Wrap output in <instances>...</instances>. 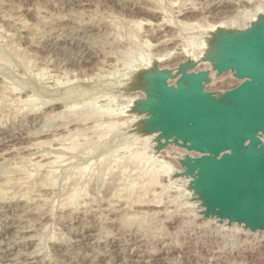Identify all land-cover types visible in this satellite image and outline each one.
<instances>
[{
	"label": "rangeland",
	"instance_id": "1",
	"mask_svg": "<svg viewBox=\"0 0 264 264\" xmlns=\"http://www.w3.org/2000/svg\"><path fill=\"white\" fill-rule=\"evenodd\" d=\"M260 5L264 8V0H0V59H3L0 60V264H264V233L248 232L242 229L243 225L228 224L217 217L211 218L214 225L204 224L209 220L198 219L189 205L198 199L191 198L182 181L173 180L178 178L176 175L170 178L158 167L161 174L156 180L149 166L140 164L141 161L132 162V155L144 148L143 144L146 146L145 138L149 137L143 133L141 122L125 126L121 117H109L106 111L115 110L117 103L121 104L120 100L130 93L142 91L138 78L143 67L140 55L146 54L155 62L159 54L175 47L180 49L190 41L201 44L202 49L204 44L212 43L217 33L211 27L225 23L223 29L227 31L245 28L249 15L255 14ZM164 15L174 21L191 19L186 21L190 27L166 29L174 34L175 44L147 49L144 40L156 46L166 31L151 27L153 32L146 26L138 29L133 24L149 20L158 25ZM135 34L137 38L133 37ZM175 56L174 61L182 60ZM232 82L226 80L208 90L219 94V90L233 85ZM31 95L38 104L33 107L19 104V97ZM71 105L75 106L74 111H79L77 116L72 113L75 119L70 114L68 118L46 120V112H61L65 108L70 111ZM100 106L104 107L99 111ZM112 122L117 129L111 126V131L107 126ZM103 130L107 131L103 133ZM71 135L76 136L75 141L68 137ZM38 139L47 145H36ZM72 142L79 144L76 150L79 153L71 151ZM57 146H62V150H54ZM44 154L51 160L58 156L59 161L44 168L35 164ZM175 155L163 159L174 163L170 158ZM136 162L140 166L136 167ZM174 164L170 166L173 168ZM50 170L53 182L48 183L49 179L43 180V176L47 177ZM147 175H152L150 179L154 183L149 182ZM143 181L155 187H147L148 182ZM136 182L139 184L134 187ZM71 184L78 185L80 188L77 186L79 189L75 190L81 191L75 194ZM112 190L115 194L119 191L118 195ZM73 193L75 204L74 200L73 203L67 200ZM128 195L130 203L128 199L124 201ZM151 199H155L154 203ZM219 223H225V228Z\"/></svg>",
	"mask_w": 264,
	"mask_h": 264
},
{
	"label": "water",
	"instance_id": "2",
	"mask_svg": "<svg viewBox=\"0 0 264 264\" xmlns=\"http://www.w3.org/2000/svg\"><path fill=\"white\" fill-rule=\"evenodd\" d=\"M210 61L219 76L232 72L240 84L212 93L206 71L183 67L172 85L154 67L138 77L147 98L135 110L149 115L143 133L159 134L157 150L171 144L198 155L186 156L176 176L193 178L189 188L205 219L264 233V19L246 32L217 35Z\"/></svg>",
	"mask_w": 264,
	"mask_h": 264
},
{
	"label": "bare ground",
	"instance_id": "3",
	"mask_svg": "<svg viewBox=\"0 0 264 264\" xmlns=\"http://www.w3.org/2000/svg\"><path fill=\"white\" fill-rule=\"evenodd\" d=\"M259 5V4H258ZM160 7V6H159ZM152 9V8H151ZM256 12H255V14H252V15H249V24L247 25V27H245V28H238V30H239V32L241 31V32H246V31H248V30H250L252 27H254V26H256L257 24H258V22L260 21V19H264V8H263V6H258V7H256ZM151 11V10H150ZM155 11V10H154ZM160 11V10H159ZM194 11V10H193ZM246 11V10H245ZM153 12V11H152ZM158 12V11H157ZM161 12V11H160ZM195 12V11H194ZM165 13V12H164ZM163 13V14H164ZM180 14H181V12H179ZM189 13H192V12H187L186 14H189ZM245 14H246V12H244ZM249 13V12H248ZM161 14V13H160ZM155 15V14H154ZM248 15V14H247ZM246 15V16H247ZM248 17V16H247ZM160 22H159V24L158 25H156V24H154V23H152L151 21H149V20H145V21H137V22H134V26L133 27H136V28H138V29H140L141 27H143V26H146V27H149V28H151V27H157V29H158V31H163V32H165L166 31V29H174L175 27H177V26H179V27H182V28H189L190 27V25L186 22V21H190V20H183V21H181V20H173V18L171 17V19L170 18H168L166 15H164L163 17H161L160 18ZM71 21V20H70ZM225 24V23H224ZM223 23H218L217 25H215V26H213V27H211L210 25H209V27H211L213 30H216V34H214L213 35V40H212V43H210V44H204V46H203V48L201 49L200 48V46H201V44H199V43H193V42H191L190 41V44L189 43H187V44H189V45H183V44H181V45H183V47H181L180 49H176V47L173 49V50H171V51H166V52H164V53H161V54H159V58L157 59L156 58V61L154 62V60L153 61H151L150 60V58L151 57H148L145 53V56L144 55H140V57H141V63L143 64V67H142V71H146V72H152V71H154V67H156V68H159L161 71H166V72H168L171 76V78H170V84H172V85H175V83H177L178 82V80H179V78H180V74H181V69L183 68V67H189V69H190V71H192V72H198V71H206V72H208L209 73V79H210V84L207 86V90L208 89H210V87H214V86H216V85H218V84H220V83H222L223 81H226V80H231V81H233L232 83H234L233 85H230V86H228L227 87V85L224 87V89L223 90H219L220 88H218V90H219V93H224L225 91H228V90H231V89H233V88H235V87H237L239 84H240V80H238V79H236L235 78V76H234V73H232V72H227V73H224L223 75H218V72H217V70H215V68H214V64L210 61V59L214 56V53H215V45H216V37H217V35H219L221 32H224V31H227L226 29L224 30L223 28H225ZM115 26V25H114ZM187 28V29H188ZM156 29V28H155ZM186 29V30H187ZM210 29V28H209ZM151 30L153 31L154 29H152L151 28ZM211 30V29H210ZM138 31H140V30H138ZM150 31V29L148 30V32ZM154 32V31H153ZM136 33V32H135ZM133 35V34H132ZM131 35V36H132ZM166 35V36H165ZM165 35H164V38H163V40H160L159 39V42H158V44L156 45V46H153V45H151L150 44V42L148 41V40H144L143 42H144V46L147 48V49H149V48H154V47H162V46H168V45H171V44H175V42H176V38H175V36H174V34L172 35V34H170V32H165ZM133 37H135V38H137V35L135 34ZM132 40H134V39H132ZM192 43V44H191ZM179 45V44H178ZM181 45H179V46H181ZM176 46V45H175ZM179 46H177V47H179ZM199 48V49H198ZM179 50V52H176V51H178ZM150 54H151V52H149ZM149 53H148V55H149ZM152 55V54H151ZM150 55V56H151ZM155 55V54H154ZM154 55H153V57H154ZM175 55H178V58L179 57H182V60L181 61H179L180 60V58H179V62L178 61H174V59L177 57V56H175ZM1 58V57H0ZM18 59V58H17ZM177 59V58H176ZM1 61H3V59H0ZM6 61L8 60V58L7 59H5ZM5 62V61H4ZM3 62V63H4ZM133 62V61H132ZM172 62H178L177 64H171ZM119 63V62H118ZM6 64V63H5ZM10 64V63H9ZM158 64H159V66H158ZM154 65H157V66H154ZM29 69V68H28ZM101 70V69H100ZM27 71V70H26ZM104 71V70H103ZM106 72V71H105ZM45 73V72H44ZM68 74V73H67ZM131 74V73H130ZM136 74V73H135ZM17 75V74H16ZM44 75V74H43ZM42 75V76H43ZM109 75V74H108ZM18 76V75H17ZM75 76V75H74ZM55 80V79H54ZM6 82V81H5ZM73 82V81H72ZM7 83V82H6ZM70 83V82H69ZM9 84V83H8ZM16 84H18V83H16ZM67 84V83H66ZM14 86V85H13ZM221 86V88H222V85H220ZM4 87H6V86H4ZM8 87V86H7ZM18 87V86H17ZM45 87V86H44ZM47 87V86H46ZM49 87V86H48ZM59 87V86H58ZM16 88V87H15ZM214 88H216V87H214ZM8 89H9V87H8ZM8 89L6 88V89H4V90H6V91H8ZM55 89V88H54ZM3 90V91H4ZM25 90V89H24ZM217 90V91H218ZM208 91H210V90H208ZM212 91H214V90H211V92ZM19 92V91H18ZM21 92V91H20ZM3 93V92H2ZM69 93V92H68ZM212 93H216V91L215 92H212ZM6 94V93H5ZM2 95H4V94H2ZM9 95H10V93H9ZM13 96V95H12ZM35 96V95H34ZM38 96V95H37ZM125 96V95H124ZM8 97V96H7ZM11 97V96H10ZM23 97V98H22ZM22 97H19V104H23V105H25V106H32L33 107V105L35 104V103H37L38 104V102H36V99H33V96L31 95V96H22ZM25 97V98H24ZM4 98V97H3ZM68 98V97H67ZM147 98V93H146V91H137V92H133V93H130L129 95H127V96H125V97H123L121 100H120V102H121V104L120 103H117L116 105H117V108L115 109V110H110L109 108L107 109V108H104V109H107L106 111H107V114L109 115V117L110 116H119V117H121L122 118V121L124 120V122H123V124L122 125H125V126H127V125H138L140 122H142L143 120H145V119H147L148 117H149V115L148 114H146V113H144V114H140L137 110H135V108H136V106L137 105H139V103H141L142 101H144L145 99ZM2 99V98H1ZM5 99V98H4ZM16 100V99H15ZM14 100V101H15ZM69 100V99H68ZM105 100V99H104ZM104 100L102 101V102H104ZM117 100V99H116ZM39 101V100H38ZM43 101V100H42ZM57 101V100H56ZM115 101V100H114ZM84 102V101H83ZM83 102H80V104L82 103L83 104ZM101 102V101H100ZM117 102V101H116ZM115 102V103H116ZM16 103V102H15ZM17 103H18V101H17ZM47 103H49V102H47ZM46 103V104H47ZM52 103V102H51ZM84 103H86V102H84ZM115 103H113L114 105H115ZM18 104V105H19ZM36 104V105H37ZM41 104V103H40ZM42 104H44L45 105V103H42ZM79 104V103H78ZM79 104V105H80ZM87 104V103H86ZM100 104V103H99ZM103 104V103H102ZM106 104H107V102H106ZM106 104L104 105L105 107H106ZM113 104H111V105H113ZM17 105V104H16ZM53 105H58V104H50V106H53ZM73 105H74V103H73ZM20 106V105H19ZM35 106V105H34ZM72 106V105H71ZM88 106V105H87ZM90 106V105H89ZM99 106V105H98ZM104 106H100V107H96L97 108V110L99 109V111L100 110H103V107ZM32 107H30V108H32ZM47 107V106H46ZM65 107H66V105H65ZM74 107L75 106H72L71 108L69 107L68 109L70 110V111H68L66 108H65V110H63V111H61V112H59V111H57V112H59V113H54V110H51L50 112H46V115H45V117H46V120L48 119H52V118H59L60 116H68V115H70V116H72V113H75V115L77 116V112H79V111H74L73 109H74ZM79 107H81V106H79ZM84 107H86L85 105H84ZM112 107V106H111ZM28 109V110H30L29 112H31V109ZM50 108V107H49ZM77 108V107H76ZM75 108V109H76ZM81 108H83V107H81ZM89 108V107H88ZM88 108H85L86 110L88 109ZM36 109V108H35ZM35 109H33V111L35 110ZM62 109V108H61ZM63 109H64V107H63ZM71 109L74 111H71ZM78 109V108H77ZM80 109V108H79ZM78 109V110H79ZM85 109H83V110H85ZM25 110H26V108H25ZM24 110V111H25ZM27 110V111H28ZM67 110V111H66ZM82 110V109H81ZM81 110H80V112H81ZM88 110H92L91 108H89ZM96 110V109H95ZM96 110V111H97ZM56 111V110H55ZM98 111V112H99ZM105 111V112H106ZM36 112H37V110H36ZM86 112V111H85ZM84 112V113H85ZM27 113V112H26ZM33 113V112H32ZM35 113V112H34ZM82 113V112H81ZM91 113V112H90ZM101 113H102V111H101ZM80 114V113H79ZM94 114V113H93ZM74 115V114H73ZM74 115V116H75ZM85 115V114H84ZM84 115L82 116V117H84ZM91 115V114H90ZM87 115H85V117H86ZM93 116V115H92ZM142 116V118L141 119H139L140 117ZM144 116V117H143ZM65 117V118H66ZM73 117V116H72ZM79 117V116H78ZM81 117V116H80ZM81 117V118H82ZM55 118V119H56ZM63 118V117H62ZM68 118V117H67ZM74 118V117H73ZM121 118H120V120H121ZM124 118V119H123ZM75 119V118H74ZM77 119V118H76ZM83 119V118H82ZM87 119V118H86ZM105 119V118H104ZM39 120V119H38ZM42 120V119H41ZM57 120V119H56ZM64 120V119H63ZM69 120V119H68ZM71 120L73 121V119L71 118ZM80 120V119H79ZM111 120H112V118H111ZM50 121V120H49ZM52 121V120H51ZM76 121V120H75ZM75 121L73 122L74 124H75ZM86 121V120H85ZM105 121V120H104ZM121 121V122H122ZM47 122V121H46ZM65 122V121H64ZM78 122V121H77ZM90 122V121H89ZM106 122V121H105ZM108 122V121H107ZM116 122H117V120H116ZM119 122V121H118ZM118 122H117V124L116 125H118ZM43 124V123H42ZM49 124V123H48ZM67 124H68V122L67 123H65L64 125H66L67 126ZM94 124V123H93ZM97 124H98V122H97ZM104 124H107V123H104ZM111 124V123H110ZM109 123H108V126L107 127H111V128H113L114 126H116L115 124H113V122H112V124L110 125ZM81 125V124H80ZM83 125V124H82ZM33 126V125H32ZM47 126V125H46ZM45 126V127H46ZM84 126V125H83ZM101 126V125H100ZM52 127V126H51ZM94 127H96V126H94ZM104 127H106V126H104ZM106 127V128H107ZM43 128V127H42ZM49 128V127H48ZM86 128V127H85ZM85 128H84V130H85ZM109 128H107V129H109ZM110 128V129H111ZM115 129H117L116 127H114ZM91 129H93V128H91ZM109 129V130H110ZM37 130V129H36ZM89 130H90V128H89ZM77 131H78V129H77ZM90 131H92V130H90ZM105 131H107V130H103V133H105ZM111 131H112V129H111ZM37 132V131H36ZM48 132V131H47ZM55 132V131H54ZM87 132H88V130H87ZM97 132V131H96ZM100 132V131H99ZM98 132V133H99ZM39 133V132H38ZM37 133V134H38ZM72 133V132H71ZM70 133V134H71ZM144 133H146V132H144ZM149 133V134H148ZM150 133L152 134V135H150ZM73 134V133H72ZM80 134V133H79ZM85 134V133H84ZM93 134H95V132L93 133ZM143 134V133H142ZM21 135V134H20ZM42 135V134H41ZM73 135H75V134H73ZM88 135V134H87ZM90 135V134H89ZM95 135H97V134H95ZM144 135V134H143ZM147 135H149V137L148 138H145V140H146V142H144V143H146V146H144V144H143V147L144 148H142L141 150H139V151H135V153L132 155V159L134 160V161H132V162H135V161H141V163L140 164H142V162H143V164L142 165H146V166H149L151 169H149V171L151 172V174L153 175V177L155 178V177H157V175H160L161 174V172L160 171H162L163 173H165L167 176H169L170 178H173V176L174 175H179L180 173H182L183 172V169L180 167V162L186 157V156H190V157H198V155L197 154H195V153H190V152H188L187 150H185V149H182V148H180L179 146H177V145H169L168 147H166V148H164V149H162L161 151H159V150H157V147H158V145L159 144H157V142H158V140H156L158 137H159V134L158 133H152V132H147ZM54 136V135H53ZM59 136V135H58ZM67 135H65V136H63V137H66ZM86 136V135H85ZM93 136V135H92ZM145 136V135H144ZM55 137H57V136H55ZM60 137V136H59ZM59 137H57L58 139H59ZM69 138L70 137H72V135L71 136H68ZM67 137V138H68ZM76 137V136H75ZM75 137H72V139L71 140H73V138L74 139H76ZM79 137V136H78ZM83 137V136H82ZM98 137V136H97ZM102 137V136H101ZM146 137V136H145ZM56 138V139H57ZM67 138L66 139H64V140H67ZM81 138V137H80ZM79 138V139H80ZM89 138V137H88ZM91 138V137H90ZM93 138V137H92ZM91 138V139H92ZM100 138V137H99ZM52 139H55L54 137L52 138ZM55 139V140H56ZM61 139V138H60ZM87 139V138H86ZM90 139V140H91ZM95 139V138H94ZM47 141H48V139H46ZM49 140H51V139H49ZM61 140H63V138L61 139ZM61 140L59 141V142H61ZM70 140V141H71ZM84 140V139H83ZM89 140V139H88ZM97 140V139H96ZM95 140V141H96ZM57 141V140H56ZM73 141H75V140H73ZM85 141V140H84ZM37 142V141H36ZM76 142H78V141H76ZM76 142L75 143H73L72 145L69 143V145H70V149H71V151L72 150H74V151H76V150H78V147H79V144L77 143L76 144ZM89 142V141H88ZM94 142V141H93ZM156 144H155V143ZM50 142H48V144H49ZM51 143H52V141H51ZM57 143V142H56ZM91 143H92V141H91ZM151 143V144H150ZM36 145H47L46 144V142L45 141H40L39 139H38V143H35ZM35 145V146H36ZM52 145H53V143H52ZM51 145V146H52ZM60 145V144H59ZM63 145V144H62ZM87 144H85V146H86ZM92 145V144H91ZM50 146V145H49ZM50 146V147H51ZM80 146H81V143H80ZM83 146V145H82ZM94 146V145H93ZM62 147V146H61ZM61 147H58L57 146V148H54V150H56V151H61L62 150V148ZM65 147V146H64ZM63 147V149H65V148H67V147H65L64 148ZM84 147V146H83ZM32 148H34V147H32ZM52 148V147H51ZM122 148V147H121ZM121 148H120V150H121ZM127 148V147H126ZM69 149V148H68ZM83 149V148H82ZM84 149H87V147L86 148H84ZM132 149V148H131ZM81 150V149H80ZM89 150H90V148H89ZM123 150V149H122ZM13 151H14V149H13ZM65 151V150H64ZM66 151H67V149H66ZM68 151H70V150H68ZM67 151V152H68ZM120 152V151H119ZM125 152V151H124ZM123 152V153H124ZM130 152H132L131 150H130ZM63 153V152H62ZM61 153V154H62ZM75 153V152H74ZM76 153H79V152H77L76 151ZM82 153H84L83 151H82ZM91 153V152H90ZM122 153V154H123ZM127 153V152H126ZM160 153H162V154H160ZM176 154L175 156H173V157H171L170 159H173V161L175 160V164L173 163V162H166L163 158H167V157H170V155H172V154ZM73 154V153H72ZM84 154H86V153H84ZM83 154V155H84ZM89 154V153H88ZM92 154H93V152H92ZM116 154V153H115ZM43 155V154H42ZM59 155V154H58ZM75 155V154H74ZM118 155V154H117ZM120 155V154H119ZM131 155V154H130ZM47 155H45L44 154V156L38 161H36L35 162V164H37V165H40V166H42L43 168L45 167V166H49V165H51V164H53L54 165V163H56L57 161H59L58 159H59V157L57 156V158H55V155H54V160H51V159H47L48 157H46ZM67 156V155H66ZM88 156V155H87ZM121 156V155H120ZM46 157V158H45ZM53 157V156H52ZM70 157V156H69ZM72 157V156H71ZM81 157H83V156H81ZM86 157V156H85ZM84 157V158H85ZM110 157V156H109ZM115 158V157H114ZM25 159V158H24ZM30 159V158H29ZM61 159V158H60ZM104 159V158H103ZM102 159V160H103ZM117 159V158H116ZM118 159H119V157H118ZM121 159V158H120ZM123 159V158H122ZM129 160H130V162H131V157L130 158H128ZM168 159V158H167ZM70 160V159H69ZM73 160H75V158L73 159ZM107 160V159H106ZM91 161H93V160H91ZM91 161H89L90 163H91ZM113 161V160H112ZM122 162H123V160H121ZM128 161V160H127ZM27 162V161H26ZM34 162V161H33ZM66 162V161H65ZM69 162H71V161H69ZM102 162V161H101ZM106 162V161H105ZM113 162H115V161H113ZM112 162V163H113ZM120 161H117V163H119ZM121 162V163H122ZM23 163V162H22ZM116 163V162H115ZM115 163H113V165L115 164ZM121 163H120V166H121ZM169 163H171V164H169ZM26 164V163H25ZM24 164V165H25ZM57 164V163H56ZM61 164V163H60ZM59 164V165H60ZM108 164H109V160H108ZM131 164H133V163H131ZM140 164H137V162L135 163V165H136V167H137V165L138 166H140ZM172 164H174V166H173V168L170 166V165H172ZM23 165V166H24ZM52 165V166H53ZM100 165V164H99ZM112 165V164H111ZM116 165V164H115ZM114 165V166H115ZM130 165V164H129ZM134 165V166H135ZM176 165V166H175ZM30 166V165H29ZM35 166V165H34ZM89 166H91V165H89ZM102 166V165H101ZM110 166V165H109ZM114 166H113V168H114ZM117 166V165H116ZM119 165H118V167H120ZM125 165H123V167H124ZM27 167V166H26ZM35 167H39V166H35ZM54 167V166H53ZM83 167V166H82ZM87 167V166H86ZM99 167V166H98ZM117 167V168H118ZM126 167H127V165H126ZM131 167V166H130ZM145 167V166H144ZM143 167V168H144ZM160 169H159V168ZM175 167V168H174ZM23 168V167H22ZM24 168H25V166H24ZM51 168V167H50ZM146 168V167H145ZM27 169V168H26ZM86 169V168H85ZM88 169H89V167H88ZM95 169V168H94ZM108 169H109V167H108ZM126 169H129V168H126ZM160 171H159V170ZM24 170V169H23ZM22 170V171H23ZM81 170V169H80ZM82 170H83V168H82ZM93 169H91V171H92ZM96 170V169H95ZM110 170V169H109ZM116 170V169H115ZM119 170V169H118ZM122 170V169H121ZM144 169H142V171H143ZM159 171V174H156L158 171ZM19 171H21L20 169H19ZM26 171V170H25ZM52 170H50V172H51ZM90 171V172H91ZM107 171V170H106ZM114 171V170H113ZM122 171H124V170H122ZM121 171V172H122ZM138 171H139V169H138ZM137 171V172H138ZM47 172V171H46ZM77 172H78V170H77ZM80 172V171H79ZM78 172V173H79ZM93 172H94V170H93ZM103 172V171H102ZM108 172V171H107ZM110 172H111V170H110ZM115 173H116V171H114ZM113 172V173H114ZM118 172V171H117ZM125 172V171H124ZM126 172H128L127 170H126ZM129 172H130V170H129ZM75 173V172H74ZM73 173V174H74ZM82 173H83V171H82ZM81 173V174H82ZM86 173H87V171H86ZM109 173V172H108ZM107 173V174H108ZM134 173H136V172H134ZM139 173L141 174L142 172H140L139 171ZM19 174V173H18ZM22 174V173H21ZM20 174V175H21ZM46 174H48V172L46 173ZM84 174V173H83ZM99 174V173H98ZM102 174V173H101ZM100 174V175H101ZM121 174H123V173H121ZM147 174H148V172H147ZM45 175V174H44ZM53 174H52V172L51 173H49L48 174V176L47 177H45V176H43L44 178H43V180L45 179V178H47V179H49V180H47V182L48 181H52L53 182V176H52ZM76 175V174H75ZM80 175V174H79ZM86 175V174H85ZM93 175H94V173H93ZM105 175V174H104ZM113 176H114V174H112ZM126 175V174H125ZM132 175V174H131ZM142 175V174H141ZM146 175V174H145ZM149 175V174H148ZM147 175V176H148ZM152 175H151V177H149L148 179L150 180L149 182H153L154 183V181L152 180L151 181V179L153 178L152 177ZM51 176H52V179H51ZM81 176H83V175H81ZM90 176V175H89ZM115 176H116V174H115ZM127 176V175H126ZM22 177H24V176H22ZM74 177V176H73ZM72 177V178H73ZM92 177V176H91ZM104 177V176H103ZM108 177V176H107ZM106 177V178H107ZM122 177H124L123 175H122ZM139 177V176H138ZM143 176H141L140 178H142ZM159 177V176H158ZM158 177L157 178H155L156 180H158ZM165 177V176H164ZM169 177H166V178H169ZM77 178V177H76ZM88 178V177H87ZM86 178V179H87ZM101 178V177H100ZM99 178V179H100ZM114 178V177H113ZM120 178H121V175H120ZM143 178H146V177H143ZM151 178V179H150ZM14 179V178H13ZM20 178H18V180H19ZM22 180H23V178H21ZM28 179V178H27ZM30 179V178H29ZM78 179V178H77ZM79 179H80V177H79ZM118 179V178H117ZM122 179V178H121ZM126 179H128V178H126ZM82 180H84V179H82ZM81 180V181H82ZM114 180V179H113ZM132 180V179H131ZM137 180V179H136ZM138 180H140V179H138ZM174 181H177V180H179V181H182L183 182V184H184V186L185 187H187L186 188V190L187 191H189V192H191L190 193V196H191V198L192 199H195V198H199V196L198 195H196V194H194V192L189 188V186L191 185V183L193 182V178L192 177H183V178H181V177H178V178H176V179H173ZM46 181V180H45ZM75 181H77L76 179H75ZM87 181V180H86ZM90 181H91V179H90ZM90 181H89V183H90ZM105 181V180H104ZM107 181V180H106ZM111 181V180H110ZM115 181H117V180H115ZM114 181V182H115ZM123 181V180H122ZM126 181V180H125ZM135 181V180H134ZM161 181H162V179H161ZM7 182V181H6ZM18 182V181H17ZM118 182V181H117ZM126 182H128V181H126ZM140 182V181H139ZM141 182H142V180H141ZM144 182V181H143ZM148 182V181H147ZM147 182H144V184L145 183H147ZM148 182V183H149ZM158 182V181H157ZM16 183V182H15ZM45 183V182H44ZM43 183V184H44ZM49 183V182H48ZM73 183V182H72ZM82 183V182H81ZM111 183V182H110ZM116 183V182H115ZM121 183V182H120ZM137 183L138 182H136V185L133 183V185H135L134 187H136L137 186ZM148 183H147V187L148 186H154V185H150L151 183H149V185H148ZM152 183V184H153ZM23 184V183H22ZM21 184V185H22ZM53 184V183H52ZM76 184V183H75ZM80 184V183H79ZM91 184V183H90ZM122 184V183H121ZM139 184V183H138ZM141 184V183H140ZM143 184V185H144ZM163 184V183H162ZM174 184V183H173ZM45 185V184H44ZM72 185V184H71ZM80 185H82V184H80ZM85 186L87 185L86 183L84 184ZM112 185H114V184H112ZM132 185V184H131ZM142 185V184H141ZM72 186H74V185H72ZM78 186V185H77ZM77 186H74V188H72V189H74L75 190V188L77 187ZM157 186V185H156ZM159 186V185H158ZM162 186H164V185H162ZM166 186V185H165ZM79 187V186H78ZM77 187V188H78ZM82 187V186H81ZM87 187V186H86ZM114 187V186H113ZM112 187V188H113ZM132 187V186H131ZM134 187H132L131 189L133 190L134 189ZM140 187V186H139ZM147 187H146V189H147ZM152 187H149V188H151L152 189ZM155 187V186H154ZM1 188V187H0ZM80 188V187H79ZM78 188V189H79ZM122 188V187H121ZM130 188V187H129ZM145 188V187H144ZM78 189H76L75 190V194H77L76 193V191H81V190H78ZM117 189V188H116ZM127 189H128V187H127ZM150 189V190H151ZM5 190V189H4ZM83 191H84V189H82ZM86 190H87V188H86ZM122 190V189H121ZM120 190V191H121ZM126 190V189H125ZM129 190V189H128ZM132 190H131V192H132ZM1 191V190H0ZM3 191V190H2ZM83 191H82V193H83ZM127 191V190H126ZM146 191H148V189L146 190ZM158 191V190H157ZM4 192V191H3ZM71 192V191H70ZM69 192V193H70ZM88 192H89V190H88ZM109 192V191H108ZM116 192H117V190H116ZM119 192V191H118ZM117 192V193H118ZM130 192V191H129ZM136 192V191H135ZM143 192H145V190H143ZM150 192V194H151V191H149ZM149 192H146V193H149ZM6 193V192H5ZM74 193H73V195H71L70 197H69V199L67 198V200L69 201L68 203H73V200L75 199V196H74ZM81 193V192H80ZM112 193H114L115 194V192L112 190ZM112 193H111V197H112ZM116 193V194H117ZM124 193V192H123ZM137 193V192H136ZM154 193V190H152V194ZM157 193V192H156ZM155 193V194H156ZM167 193V192H166ZM71 194V193H70ZM114 194H113V196H114ZM115 194V195H116ZM131 194V193H130ZM151 194V195H152ZM163 194V193H162ZM161 194V195H162ZM81 195V194H80ZM118 195V194H117ZM116 195V196H117ZM121 195V194H120ZM126 195V194H125ZM125 195H124V197H125ZM148 195V194H147ZM1 196V195H0ZM2 196H4V193H3V195ZM77 196V195H76ZM109 196V197H110ZM123 196V195H122ZM122 196H120V197H122ZM133 196V195H132ZM141 196V195H140ZM144 196V195H143ZM146 196V195H145ZM27 197H28V195H27ZM110 197V198H111ZM124 197H122V198H120V199H123ZM128 197H130L129 195L126 197V200H124V201H127V199H128ZM150 197V196H149ZM153 197V196H152ZM160 197V196H159ZM77 198H78V196H77ZM84 198V197H83ZM116 198V197H115ZM114 198V199H115ZM131 198V197H130ZM137 198L139 199V197L137 196ZM144 198V197H143ZM143 198H140L141 200V202L142 203H144V202H146V201H144L143 200ZM151 198V197H150ZM156 198H157V196H156ZM27 199V198H26ZM119 199V200H120ZM134 199V198H133ZM137 199V200H138ZM28 200H30V199H28ZM119 200H116V202L117 201H119ZM129 200V199H128ZM152 200V199H151ZM154 200L155 199H153L152 200V202L154 203ZM158 200V199H157ZM161 200V199H160ZM81 201V200H80ZM112 201V200H111ZM122 201V200H121ZM161 201H163V200H161ZM165 201V200H164ZM193 202H191L190 201V203H189V205L192 207V208H194L195 209V214H196V217L198 218V217H200V219H205L204 217H203V212L205 211L204 210V208H203V204H202V202L198 199V200H192ZM105 202V201H104ZM113 202H115V201H113ZM123 202V201H122ZM141 202H139L140 203V206L142 207V205H141ZM148 202H150V200H148ZM156 203L158 202V201H155ZM171 202V201H170ZM65 203H67L66 202V200H65ZM67 203V204H68ZM78 203V202H77ZM80 203V202H79ZM119 203V202H118ZM126 203V202H125ZM129 203H130V200H129ZM135 203V202H134ZM147 203V202H146ZM159 203V202H158ZM166 203V202H165ZM73 204H75V200H74V203ZM110 204V203H109ZM122 204V203H121ZM138 203H136V205H137ZM148 204V203H147ZM146 204V205H147ZM160 204V203H159ZM72 205V204H71ZM71 205H69V206H71ZM119 205V204H118ZM123 205V204H122ZM128 206H129V204H127ZM126 205V206H127ZM131 205V204H130ZM132 205H134V204H132ZM145 205V204H144ZM149 205V204H148ZM147 205V206H148ZM161 205H162V203H161ZM109 207H110V205H108ZM112 206H113V203H112ZM117 206V205H116ZM120 206V205H119ZM125 206V207H126ZM127 206V207H128ZM150 206H151V203H150ZM150 206H148V207H150ZM155 206H158V205H155ZM166 206V205H165ZM72 207H74V206H72ZM108 207V208H109ZM124 207V206H123ZM146 207V206H145ZM154 207V206H153ZM104 208V207H103ZM121 208V207H120ZM130 208V207H129ZM137 208V207H136ZM144 208V207H143ZM199 208H202L200 211L199 210H197V209H199ZM111 209V208H110ZM166 209V208H165ZM120 210V209H119ZM123 210V209H122ZM126 210H129V209H126ZM157 210V209H156ZM142 211V210H141ZM144 211V210H143ZM165 211V210H164ZM179 211V210H178ZM177 211V212H178ZM199 211V212H198ZM93 212V211H92ZM146 212V211H145ZM156 212V211H155ZM115 213V212H114ZM148 213V212H147ZM160 213V212H159ZM168 213V212H167ZM137 214V213H136ZM142 214V213H141ZM146 214V213H145ZM184 214V213H183ZM133 215V214H132ZM124 216V215H123ZM130 216H131V214H130ZM174 216V215H173ZM183 216V215H182ZM136 217V216H135ZM139 217V216H138ZM132 218V217H131ZM199 219V218H198ZM209 221H206V222H204V224H207V225H214V224H211L212 222H214L213 221V219H208ZM216 220V219H215ZM218 220V219H217ZM222 223V222H221ZM221 223H219V224H221ZM227 223V222H226ZM215 224H216V222H215ZM229 224V223H228ZM227 224V225H228ZM201 225V224H200ZM217 225H218V223H217ZM221 225H223V224H221ZM224 225H225V223H224ZM223 225V226H224ZM230 226V225H229ZM243 228L242 229H245L244 228V226H242ZM224 228H225V226H224ZM219 229V228H218ZM223 229V228H222ZM226 230V229H225ZM227 230H228V228H227ZM247 230V229H246ZM211 231V230H210ZM221 231H224V230H221ZM248 232H250L249 230H247ZM263 234V233H262ZM263 236H264V234H263Z\"/></svg>",
	"mask_w": 264,
	"mask_h": 264
}]
</instances>
